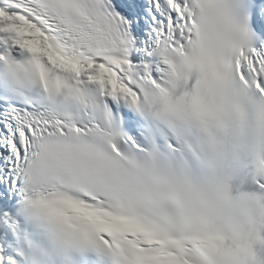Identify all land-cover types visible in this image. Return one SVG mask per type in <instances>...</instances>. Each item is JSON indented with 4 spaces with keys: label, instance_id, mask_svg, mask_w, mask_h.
Here are the masks:
<instances>
[{
    "label": "snow or ice",
    "instance_id": "snow-or-ice-1",
    "mask_svg": "<svg viewBox=\"0 0 264 264\" xmlns=\"http://www.w3.org/2000/svg\"><path fill=\"white\" fill-rule=\"evenodd\" d=\"M0 264H264V0H0Z\"/></svg>",
    "mask_w": 264,
    "mask_h": 264
}]
</instances>
